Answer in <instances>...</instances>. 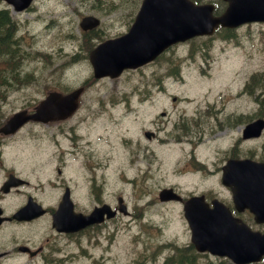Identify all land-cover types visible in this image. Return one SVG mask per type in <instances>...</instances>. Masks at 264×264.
Listing matches in <instances>:
<instances>
[{"label": "rangeland", "instance_id": "rangeland-1", "mask_svg": "<svg viewBox=\"0 0 264 264\" xmlns=\"http://www.w3.org/2000/svg\"><path fill=\"white\" fill-rule=\"evenodd\" d=\"M139 3L140 0H100L99 4L92 5V0H35L33 8L17 16L16 19L23 22L19 24L17 32L18 37H21L20 46L29 54V58L23 59L21 70L34 71L36 80L29 87L7 98L4 104L6 113L25 109L29 100L39 99L44 92L52 88L69 89L81 85L89 76V68L84 59V56L85 58L87 56L88 45L96 43L100 38L113 37L124 32L130 25ZM8 10L14 17L15 13L9 8ZM84 15H93L101 19L99 28L88 37V44L85 42L87 37L80 34L78 26L80 18ZM27 19L31 22H27ZM47 20H50L49 28L45 26ZM239 33L252 35L251 39L254 42H248L247 38H243L241 43H235L218 35H214L209 42L205 43L203 42L205 38L196 39L192 43L176 47L161 59L141 69L127 71L118 79H106L107 81L92 85L84 95L83 105L87 98L103 97L122 104L117 105L116 108L126 109V101L119 100L129 99L130 107H134L138 103L137 98H158L156 100L159 103L156 110L158 113L161 108H167L164 101L159 102L162 96L158 93V89L162 83L164 87L168 86L171 94L188 92L185 95L189 97H203L201 103L182 104L181 108L197 109L207 100L208 104L220 109L224 101L218 97L219 90L213 88L212 67H220L222 71H240L245 67L253 66L256 70L264 69V25H254L250 29L244 28ZM195 48H201L200 53L189 58V51ZM175 64L179 65L177 70L181 69L183 73L185 79L183 85L173 83V78L166 75ZM196 66L201 67L205 72H210L209 80L200 81L194 77V74L184 73L194 71L190 68ZM217 77L216 75L215 78ZM237 87H241V84L231 86L234 89L230 95H236ZM227 107L228 110L237 108L236 102L229 100ZM253 108L254 103L249 101L239 110L244 109L248 112ZM123 114L120 122L113 121L107 126V132H111L110 143L113 142V133L141 139L140 131L134 129L132 122L129 123L132 118L129 117L130 113L123 112ZM151 117L154 116L151 115L149 120H152ZM214 119L204 117L205 123L213 124ZM217 119L221 120V117L218 115ZM145 124L150 126L148 120ZM46 128L50 130L49 127ZM77 131L84 133L81 129ZM225 141L226 139L220 143L224 144ZM129 142L132 146L127 144L123 152H108L111 171L115 169L118 173L120 168H124L125 176L120 175L121 177L115 178L113 174H107L106 191L108 194L114 192L123 195L131 211L133 212L134 207L140 218L137 217L136 221L133 217L118 220L117 225L119 224L120 228L117 231H112L115 226L110 224L108 226L110 232H103L105 237H100L102 235L100 232L94 241L92 234L89 239L82 237L79 240V237H75L73 241L64 236L55 235L51 226L45 221L25 228H7L9 230H4L5 233L2 238L0 237V245L25 242L38 246L49 239L46 247L51 248L48 256L40 259H32V261L18 255L11 258L8 264H142L137 260L138 252L150 255L151 248H153L152 253H155L158 248L163 247L158 252L156 261L152 263L145 261V264H158L167 256L168 250L165 249L168 248V244L181 246L189 241L187 224L179 215L176 205L161 203L156 197L161 186L170 187L172 183H181L182 188L196 190L199 184H195L193 179H181L171 172V167L176 166L177 159L172 149L159 147L158 152L153 151L145 158H143V152H140L139 155L142 157L134 160L133 143L131 140ZM43 144L50 145L49 136L48 139L43 138ZM61 145L66 146L67 143H61ZM102 148L99 145L98 149ZM51 149L50 146L49 153ZM199 152L203 154L206 150L199 149ZM52 167L53 165L50 164L45 154L42 165L36 166L34 170L24 169L20 173L22 177L26 176L33 183L35 188L30 189L42 200V203L50 206L55 204L57 197L56 190L46 185L55 176ZM66 173V181L72 178L70 180L72 184L80 183L79 178L70 172L68 166ZM83 178L86 180V177ZM135 180L139 185L138 188L134 186L133 181ZM82 182L86 183L84 180ZM206 185L208 183H202L199 187ZM81 188L79 196L83 197L84 194V200L87 201L86 193L88 195L89 190L85 187ZM106 199L112 200L111 197H106ZM20 201L21 198L9 200L8 197V210L17 209L21 204ZM89 203L92 204V202ZM137 220L141 227L137 225ZM53 237L57 244L51 241ZM207 259L218 261L211 256H201L198 261L201 263Z\"/></svg>", "mask_w": 264, "mask_h": 264}, {"label": "flooded vegetation", "instance_id": "flooded-vegetation-1", "mask_svg": "<svg viewBox=\"0 0 264 264\" xmlns=\"http://www.w3.org/2000/svg\"><path fill=\"white\" fill-rule=\"evenodd\" d=\"M260 72L262 73L260 74ZM18 77H14V81H9L10 86L12 85V82L17 84L16 81ZM245 78L242 90L238 94L242 102L237 104V107L241 108L247 102L252 101L254 103L252 111L250 109L248 112L244 109L243 111L234 109L228 110L227 103H224L220 109L212 107V104H205L197 109H172L169 110L171 112L170 115L169 112L160 111L161 117L169 115L166 122L161 120L160 124H156V129L152 131L154 134H152L150 138H146L145 143L139 142L138 144L139 138L137 137L135 139L136 146L134 148V160H139L142 157L138 154L139 148L143 149L142 151L144 153H152L154 147H149L148 143L149 141L152 143L157 142L159 144L158 146L172 149L176 154V156H174L177 158L176 166L174 165V167H171V172H174L176 176L181 179H193L195 184H199L196 190H189L188 188H182L180 186L181 183H172L170 187H173L183 199V201L178 202L181 208L185 200L191 195H203L207 202L217 198L225 202L226 205L231 206V192L229 189L222 186L223 168L227 161L254 159L256 161L264 162V127L258 137H245L242 134L243 127L252 120H264V69L260 70L258 73L254 71L246 72ZM6 100L7 99L0 98V127L5 120V114H3L4 109L1 105L6 104ZM97 100L100 101V99ZM175 100L176 98H173V101ZM155 101L156 100L153 98H137V102H146L147 104H141V107V105L137 103L136 106L133 107V111L139 116L141 111L145 112L153 110ZM96 105L102 106L101 103ZM88 110L90 111L88 114L90 116L103 114L100 107H91ZM218 115L221 117V120L217 119ZM206 116L215 118L214 123L202 122L203 118ZM64 122L65 121L52 122L48 125L54 128H60ZM152 122L155 123L154 120H150V124ZM139 124L146 127V129L141 127V130L144 129L142 130L143 137H146L144 133L146 131H151L150 128L145 124L144 120L139 122L137 126ZM19 131L14 135H4L0 132L1 238L5 233L4 230H9L12 225L15 227L25 228L28 225L31 226L33 222L41 219L39 217L29 221H18L11 218L12 212L16 209L14 211H9L7 208L8 197L9 200L21 198V204L17 208L27 202L30 197L36 201L39 199L34 191H27L26 189L30 183L20 174L21 171L25 169L23 167L25 164L21 161V154L19 153L18 156L11 155V146L9 143L13 142V139L17 136ZM62 131L63 137H68V140L73 139L72 136H69V134H71L69 129L62 127ZM83 131L84 133H82L79 137L85 139L89 135V132L85 130ZM224 139H226L225 143L221 144L220 141H224ZM88 143L89 142H87V144ZM255 143L257 144V147L252 151V149L256 146ZM51 147L53 157L59 161L55 162L53 160L52 162V164L55 165L54 170L56 172V182L53 184V189L56 190L57 197L54 204L55 207H51L50 210L56 208L64 192H66V188L69 190V192H67L70 195L75 211L82 213L89 212L92 209L91 207H94L95 205L111 202L107 200L106 197L117 199V197L121 195H117V193L114 192L108 194L104 189V187L106 188L107 182L106 165L110 160L108 152L115 151L113 146L110 147L109 151L104 150V148L98 149L99 146L96 147L94 151H91L90 148H84L81 145H72L67 147L60 146L56 140H52ZM71 148L76 149V153L81 156V159L74 158L73 160H65L63 155L59 156L62 149H64L63 153H66L67 155L71 154ZM25 149L26 147H24V150ZM35 149H37V147H34L33 150ZM199 149L206 150V152L202 154L199 152ZM67 161L69 162V165L67 164ZM67 165L73 167L74 171L72 174L74 176L81 174L83 171L82 179L86 181V183L83 182V187L89 190V194L87 195L86 193L87 201L84 200V194L83 197L79 196V194L81 195V192L75 184H72L70 180L65 182L63 179H60V176L65 174ZM90 171H92V175L89 174ZM111 174H113L115 178L121 177L120 175L124 174L123 168H120L118 173H116L115 169H113ZM15 176L22 178L25 182L14 186L8 185V187L5 188V184L9 181V179ZM83 177H86V180ZM92 181H98L100 183L93 185ZM133 183L136 188L139 187L137 180L133 181ZM202 183H208V185L199 187ZM91 201H93L92 205L89 203ZM40 202H42V200ZM110 205L115 207L113 203ZM180 211L182 215V209ZM58 235L64 237L67 236L66 234ZM19 247H23L28 250L19 251ZM50 250L51 248L49 247H44L42 245L33 246L25 242L16 243L15 245L1 244L0 264H8L12 255H14L13 253L26 257L28 260H32L34 258L40 259L41 257L48 256V252ZM18 251L21 253H18Z\"/></svg>", "mask_w": 264, "mask_h": 264}, {"label": "water", "instance_id": "water-1", "mask_svg": "<svg viewBox=\"0 0 264 264\" xmlns=\"http://www.w3.org/2000/svg\"><path fill=\"white\" fill-rule=\"evenodd\" d=\"M224 1L227 2L225 11L214 17L212 4L196 5L190 0H143L128 34L100 44L90 54L95 76L114 77L124 68H134L152 60L176 41H184L195 35L211 34L219 24L232 27L245 21H264V0ZM84 20L89 26L96 23L89 18ZM78 93L79 90L68 95L51 92L30 118L47 121L55 116L62 118L70 114ZM57 99H61L58 105L55 103ZM17 120L24 122V113L15 115L11 122ZM236 178V184L228 178L225 180L226 185H234L237 193L234 194L235 205H251L253 199H249L247 195L259 198V188L262 186L259 181L262 184L264 181L256 171L249 179L240 176ZM165 194L166 191L163 190L160 199H164ZM254 201L264 202V192L261 200ZM42 213L39 206L29 202L13 217L31 219ZM103 214L109 218L114 213L103 206L87 216L74 214L69 201L65 199L52 214V224L60 231L74 232L102 221ZM186 219L191 230V242L199 252L208 251L219 256H228L236 264L255 262L264 255V232L252 231L246 224L239 223L221 204H215L212 209L199 208L195 216L187 215ZM256 220L264 221V211L256 212Z\"/></svg>", "mask_w": 264, "mask_h": 264}, {"label": "trees", "instance_id": "trees-1", "mask_svg": "<svg viewBox=\"0 0 264 264\" xmlns=\"http://www.w3.org/2000/svg\"><path fill=\"white\" fill-rule=\"evenodd\" d=\"M195 2H202L206 0H193ZM11 23L9 22L5 13H0V61L2 64L7 65L8 68L0 69V89L5 87V83L11 81L8 77L10 75L12 79L17 78L20 74L19 66L21 64L19 57L15 55L13 50L14 44L12 43L11 36ZM5 59V60H4ZM164 264H227L225 261L219 263H213L211 261L205 263H199L196 260V256L187 251L186 248H177L175 253L168 257ZM256 264V263H253Z\"/></svg>", "mask_w": 264, "mask_h": 264}]
</instances>
